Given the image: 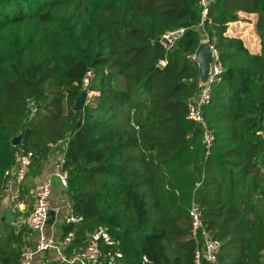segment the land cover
Listing matches in <instances>:
<instances>
[{"label":"trees","instance_id":"trees-1","mask_svg":"<svg viewBox=\"0 0 264 264\" xmlns=\"http://www.w3.org/2000/svg\"><path fill=\"white\" fill-rule=\"evenodd\" d=\"M240 12L257 14L259 51L227 33ZM11 25L17 35L0 51V194L21 148L38 172L58 147L73 214L83 216L66 235L108 226L117 244L104 252L120 250L125 264H195L196 202L223 244L216 264H264V0H216L204 19L200 0H0V30ZM181 27L166 53L161 37ZM204 35L224 68L204 112L216 133L209 152L188 118ZM14 106L25 117L18 131ZM7 235L20 264L22 236Z\"/></svg>","mask_w":264,"mask_h":264},{"label":"built area","instance_id":"built-area-1","mask_svg":"<svg viewBox=\"0 0 264 264\" xmlns=\"http://www.w3.org/2000/svg\"><path fill=\"white\" fill-rule=\"evenodd\" d=\"M216 0H200L203 19L206 17L208 8ZM186 28L181 27L172 31L166 32L161 37V44L166 53L173 51L184 36ZM209 43L212 52L213 60L210 65L208 78L201 82L200 91L189 103L188 118L199 124L203 128V140L207 152L210 151L215 143V130L208 126L205 121V108L212 101V84L220 80L224 68L220 62V52L215 43H212L208 36L201 42ZM193 58L196 60L195 55ZM167 64L166 59H159L157 66L163 67ZM95 77L93 70L89 69L83 79V85L88 88L91 81ZM90 95L93 92L89 93ZM27 107L32 113L36 112V101L29 99ZM51 147L53 144L50 145ZM17 163L5 172L6 189L11 196L13 207L21 209L24 205V198L19 190V185L26 179L32 167V154L21 148L17 152ZM64 153L59 158L55 165V170L50 173L46 179L38 183L32 191V208L27 216L26 222L34 237V244L25 245L21 249L20 264H33L35 258L54 248L57 249L58 255L55 260L69 262L67 254L61 250L60 246H68L72 243L75 237V231H69L64 239L59 243L47 233V225L51 212V199L53 196V177H58L61 184L67 188V174L62 171V166L65 162ZM70 215L67 219L69 223L79 224L83 221V216L73 214L72 205L69 203ZM191 219V234L195 240L200 241V247L195 252V264H216L222 249V241L216 238L209 229H207L203 220V212L196 202H193L190 209ZM117 242L113 239L110 227L100 226L97 230L90 233L87 243L82 246L75 257L72 259L76 264H125L122 261L123 253L120 250H109L104 252V245L113 247Z\"/></svg>","mask_w":264,"mask_h":264},{"label":"crops","instance_id":"crops-1","mask_svg":"<svg viewBox=\"0 0 264 264\" xmlns=\"http://www.w3.org/2000/svg\"><path fill=\"white\" fill-rule=\"evenodd\" d=\"M257 14L240 12V20L228 25L227 33L233 36H241L244 42L255 40V44L260 43L255 23ZM253 31V35L249 32ZM246 44V43H245ZM255 45V46H256ZM253 51V50H252ZM259 51V49H258ZM256 52V51H254ZM52 148L51 153L42 164L40 171H30L26 179L19 185V190L24 198V205L21 209H15L10 194L7 192L6 185L0 194V264H18V253H16L17 244L14 237L7 235L8 229H13L16 235L22 236L25 245L34 244L32 231L27 225L26 219L32 208V191L34 187L43 182L46 177L55 170V165L61 157L60 149ZM36 166L33 168L35 169ZM53 196L51 199L50 219L48 220L47 233L57 242H61L66 236L67 219L70 215V199L58 177H53ZM11 209L14 215V222L6 220V212ZM22 231V232H21ZM80 236L78 237V234ZM91 231L80 232L75 229V237L68 246L61 245L60 248L69 257V262L55 260L58 255L57 249H50L45 253L38 255L33 264H76L72 259L77 251L87 243ZM4 237V239H3ZM8 237V243L5 238Z\"/></svg>","mask_w":264,"mask_h":264},{"label":"rangeland","instance_id":"rangeland-1","mask_svg":"<svg viewBox=\"0 0 264 264\" xmlns=\"http://www.w3.org/2000/svg\"><path fill=\"white\" fill-rule=\"evenodd\" d=\"M17 30H18V28L16 25H11V26H8V27L0 30V51L2 50V48L4 46L10 45V43L14 40V37L17 35ZM249 33L253 35V31L252 32L250 31ZM205 37H206V35L203 36V39ZM254 41L255 40H253L251 42L247 41L245 43L251 50L258 51V49H260V47H261V44L258 43L256 45L255 44L256 42H254ZM11 91L14 92L12 89H11ZM14 96L17 98V101H18L17 104H19L21 107H24L25 109H27L26 104L23 105L21 103L19 95L17 93H15ZM21 109L22 108H20V107L14 106L10 109V111L8 113V118L10 119V121H11L13 127L16 129V131H18L20 129L22 122L25 120V117H22L23 111H21Z\"/></svg>","mask_w":264,"mask_h":264},{"label":"water","instance_id":"water-1","mask_svg":"<svg viewBox=\"0 0 264 264\" xmlns=\"http://www.w3.org/2000/svg\"><path fill=\"white\" fill-rule=\"evenodd\" d=\"M195 57L199 65L200 82H204L208 78L210 65L213 60L212 52L210 50L208 42L206 41L201 42L200 46L196 51ZM84 98H85V93H83L77 99V109H81L83 107ZM19 140H20V136L14 139V144H18ZM6 220L10 223L14 222V215L11 209H8L6 212Z\"/></svg>","mask_w":264,"mask_h":264}]
</instances>
